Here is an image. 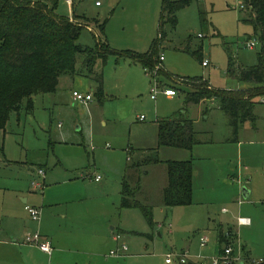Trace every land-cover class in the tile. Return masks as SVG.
<instances>
[{"label":"rangeland","instance_id":"rangeland-1","mask_svg":"<svg viewBox=\"0 0 264 264\" xmlns=\"http://www.w3.org/2000/svg\"><path fill=\"white\" fill-rule=\"evenodd\" d=\"M241 3L191 0L180 8L176 24L163 25L165 36L158 51L163 59L159 63L157 58L148 73L140 63L125 56L110 54L104 62L98 59L93 69L103 78L101 101L95 94V77L87 74L82 54L78 53L74 73L60 74L55 91L34 94L31 109L12 111L0 127V188L16 183L29 191L30 179L39 178L38 167L58 180L69 175L87 183L95 203L91 212L105 230H113L126 245L123 255L108 254L119 247L117 241L105 247L99 264H166L165 256L170 251H187L193 259L208 260L218 256L225 245L233 247L234 254L240 253V262L247 260L240 264L263 262L264 143L248 141L256 131L250 120L242 123L239 141L232 138L229 116L212 98L188 107V115L196 119V135L207 141L196 148L198 156L192 162L194 170H199L196 164L205 165L194 177L190 204L166 206L156 192H150L143 202L138 192L136 198L152 209L151 219L147 220L138 207H119L116 193L125 172L128 147L132 159L127 163L147 155L190 158L185 148L157 145V120L184 105L183 90L189 89L192 82L186 77L202 76L215 88L253 84L229 77L226 72L228 54L243 66L258 61L261 41L253 25L243 20L248 10ZM160 7L161 0H58L55 10L88 23L78 37L84 45L95 47L96 35H100L117 49L143 52L157 38ZM199 10L204 11L206 21L200 20ZM95 19H106L103 32ZM248 40H254L255 46L245 45ZM151 75L159 82L154 97ZM167 87L175 88L176 93L171 97L163 94L160 88ZM72 90L91 92L92 99L87 103L75 101ZM261 97L263 101L255 105V124L260 128L256 140L264 138V95ZM236 143H241L240 149ZM201 147L205 151H198ZM94 169L107 185L106 199L98 195L99 183L86 175ZM142 178L146 188L155 184L151 173ZM242 187L252 188V193L243 196ZM238 216L249 217L250 223L238 224ZM220 231L225 241L219 240ZM203 236L205 243H201ZM171 264L178 261L174 259Z\"/></svg>","mask_w":264,"mask_h":264},{"label":"trees","instance_id":"trees-1","mask_svg":"<svg viewBox=\"0 0 264 264\" xmlns=\"http://www.w3.org/2000/svg\"><path fill=\"white\" fill-rule=\"evenodd\" d=\"M0 0V127L9 120L12 111L33 107V96L39 92L55 91L58 78L63 73H74L76 57L82 54V63L87 74L95 77L97 99L104 96L103 78L93 67L98 59L106 61L108 55L128 57L140 63L144 68L151 67L158 58L159 45L165 32L163 25L169 22L175 25L177 11L191 0H161L157 38L143 51L117 49L110 46L106 38L96 35L95 47L78 41L81 29L88 23H81L74 17L56 12L58 0ZM248 10L243 17L253 25L259 36L261 47L258 61L253 65L238 64L231 54L227 56V75L237 80L253 83L246 88H215L202 76L186 77L191 80L189 89H184V106L174 114L157 120V145L190 149L199 142L193 120L186 114V104L202 99H214L220 109L229 116L232 126V138L236 139L238 129L245 120L254 122V108L259 97L264 95V0H241ZM241 5V6H242ZM200 20L206 21L204 11L199 10ZM96 26L103 32L106 19L98 21ZM159 59V58H158ZM165 74L167 72H164ZM175 89V88H174ZM162 161L166 165L167 182L162 189V202L166 206L190 204L192 201L193 165L191 159H159L147 155L137 162L126 163L121 183L119 206L138 207L147 220L151 219L150 205L136 198L139 190V176L129 181L128 169L146 163ZM140 172V170H139ZM220 241L224 234L218 233ZM244 249L243 246H241ZM223 247H220L222 251ZM237 264L247 262L237 261ZM178 264H200L188 259ZM233 264V263H232ZM249 264H264L249 260Z\"/></svg>","mask_w":264,"mask_h":264},{"label":"crops","instance_id":"crops-1","mask_svg":"<svg viewBox=\"0 0 264 264\" xmlns=\"http://www.w3.org/2000/svg\"><path fill=\"white\" fill-rule=\"evenodd\" d=\"M252 85L253 84H249L248 86L239 88H246ZM167 96L171 97V95ZM262 98L263 97L260 96L259 101H263ZM207 100L208 99H202L196 103H187L185 105L187 107L186 114L188 115V107ZM216 104L219 108L217 102ZM204 112L205 110L203 109L202 113ZM188 116L190 117V115ZM192 120L194 126L196 119L192 117ZM256 121L257 120L253 122L252 126V128L256 130L253 133L254 138L248 141L250 143H255L257 141L264 143V138L261 140L255 139V137H259L260 135V128L255 124ZM242 126L243 124L240 125L237 132V142L239 141L238 136ZM194 129L198 131L195 126ZM198 139L199 142L195 143L190 149H187L190 152L189 159H191L192 162L195 158L194 156H198L196 154V148L200 144H206L204 142H207L205 140H201L200 138ZM236 144L238 145V149H240L241 143ZM130 148L131 147L127 148V152H129V154L126 157L125 166L126 163L132 159ZM198 151H205V147L199 148ZM159 159L163 160L162 158ZM182 159L188 158L182 157ZM196 165L198 169L201 170V166L205 164ZM125 166L123 171H125ZM140 169L142 173L139 176L138 192L142 195V197H144L143 202H145V200L147 201L149 197L148 194H150V192H156L158 195L162 193V189L167 182L166 165L164 162L158 161L154 163L142 164L138 167L134 166L127 170H132V173L128 172L130 177L128 180L134 182ZM199 170L193 169L192 196L194 192V177L199 173ZM96 171L97 170L94 169V171H90L86 175L89 176V180L92 181L93 178L94 182L99 183L97 190H99L100 193L98 195L100 197L103 196L106 199L109 196V194H104V192L107 191V185L102 179V175H100L99 179L94 178ZM150 173L155 177V184L153 183V187L147 186L146 188L143 185L142 177L143 175L148 176ZM42 180L43 186L41 189L35 190L29 184L31 188L29 187L30 190L27 192L21 185L16 183L0 188V264H99V262L102 261V251L104 249L112 245L115 241L120 244L119 247L122 243H124V240L119 241V235L113 230H105L103 226L99 224L96 216L91 212L95 203L92 202L93 196H90L93 194L91 193L92 189L87 183H81L82 181L80 182V180L76 177H71L69 175L65 176L63 180H58L51 175H47L45 168ZM208 180L209 177L206 176L205 181ZM119 184V192H116L119 195L118 205L120 204L121 198V183ZM248 189L249 195L252 193V190H250L252 188ZM26 202L40 208V215L38 219L33 220L30 218L24 207ZM115 203L116 200L113 201V204ZM129 208L134 207H124V209ZM113 228L114 227L111 225L110 229ZM35 229L50 240V253L43 251L34 244L23 241L24 235ZM122 230L124 231V229ZM139 235L146 236V234ZM125 251L126 249H122L119 251V254L116 255H123ZM111 255L112 254H109V256ZM188 259L197 261V259H193L190 256H188ZM171 263L166 262V264Z\"/></svg>","mask_w":264,"mask_h":264},{"label":"built area","instance_id":"built-area-1","mask_svg":"<svg viewBox=\"0 0 264 264\" xmlns=\"http://www.w3.org/2000/svg\"><path fill=\"white\" fill-rule=\"evenodd\" d=\"M255 41L254 40H248L246 41L245 45L249 47L255 46ZM158 62L160 63L163 59V55L159 54L158 56ZM203 64H206L205 60H202ZM146 73L149 72L148 68H145ZM152 78H154V83L151 86V96L154 97L155 93L158 91L159 88V82L156 78L155 75H151ZM160 90L166 94V95H173L176 91L172 87H167V88H160ZM72 98L75 101L82 102V103H87L89 100L92 99V94L91 92H81L77 90H72ZM142 117H140L141 119ZM44 175V169L42 167L37 168V176L39 178H32L30 181V185L33 189H41L43 186V180L42 177ZM95 179L100 178V174L96 173L94 175ZM26 211L28 212L29 216L31 219L36 220L38 219L40 215V208L34 205H29L25 204L24 205ZM237 223L238 224H248L250 223V218L247 216H238L237 218ZM118 236V235H117ZM23 241L26 243H31L36 246H38L40 249L43 251H46L50 253L51 251V243L50 240L42 235L39 231L35 230L33 232H27L24 237ZM206 237H201V243H205ZM240 246V245H239ZM121 248V249H120ZM120 249V250H119ZM122 249H126V245L124 243L121 244L120 247H117L115 249H111L109 251V254L116 255L119 254V251ZM240 258V253L238 252L237 254H234L233 247L230 245H225L223 246L222 251H220V254L218 256H213L208 260L200 259L197 260L200 264H232L234 262H237ZM174 259L178 261V263H183L188 260V253L187 251H181V252H174L170 251L166 253L165 256V262L171 263Z\"/></svg>","mask_w":264,"mask_h":264},{"label":"water","instance_id":"water-1","mask_svg":"<svg viewBox=\"0 0 264 264\" xmlns=\"http://www.w3.org/2000/svg\"><path fill=\"white\" fill-rule=\"evenodd\" d=\"M243 189V196H247L248 195V189H246L245 187H242Z\"/></svg>","mask_w":264,"mask_h":264}]
</instances>
